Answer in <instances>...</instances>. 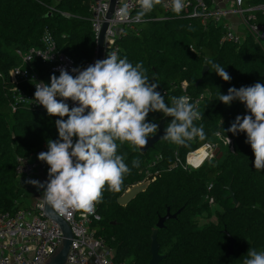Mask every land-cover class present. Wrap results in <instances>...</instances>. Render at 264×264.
Masks as SVG:
<instances>
[{"label": "trees", "instance_id": "16d2710c", "mask_svg": "<svg viewBox=\"0 0 264 264\" xmlns=\"http://www.w3.org/2000/svg\"><path fill=\"white\" fill-rule=\"evenodd\" d=\"M261 1L264 3L252 0L251 4L257 6ZM207 2L213 10L212 1ZM254 15L255 23L264 22V13L254 11ZM143 19L139 33L126 32L117 39L118 56L127 57L133 65L142 62L169 106L173 96L196 99L208 95L198 108L203 118L194 121L203 126L206 139L197 138L188 146L161 141L145 155L138 146L120 145L118 154L125 156L131 172L119 192L105 186L103 200L96 205L100 220L93 225L95 235L112 249L116 264H148L152 232L170 211L177 217L168 220L158 233L160 254L165 256L161 264H243L248 249L264 251V171L255 170L246 133L227 132L237 115L250 114L246 106L239 101L225 105L219 94H227L230 87L264 84V47L248 34L240 46L221 43V25H203L186 14L167 12L162 17L149 12ZM47 32L78 67L95 58L97 44L88 0H0V212L30 208L29 195L17 185V158L29 157L49 139L59 138L55 126L59 117L50 116L44 107L18 101V89L30 96L34 89L30 83H15L11 78L12 70L20 66L16 51L42 48ZM209 60L223 66L231 81L219 77L207 64ZM206 66L209 70L202 77ZM35 68L47 84L53 74L60 75L39 59ZM164 118L167 127L171 117L163 113H150L146 119L159 125ZM223 129V135L234 141V152L228 150L220 160L205 163L196 171L171 168L176 151L185 161L188 153L217 142L214 133ZM158 154L163 156L153 169V173L159 172L158 179L127 207L120 206L118 198L129 186L147 178V168ZM134 160H139V167H133ZM210 184L214 188L209 193ZM208 194L220 207L215 222H207L213 215ZM200 218L206 221L202 223ZM231 239L235 241L233 255Z\"/></svg>", "mask_w": 264, "mask_h": 264}, {"label": "clouds", "instance_id": "9594fccd", "mask_svg": "<svg viewBox=\"0 0 264 264\" xmlns=\"http://www.w3.org/2000/svg\"><path fill=\"white\" fill-rule=\"evenodd\" d=\"M160 3L161 0H139L141 10L133 19L142 21ZM184 7L183 0H172L174 13H181ZM117 14L128 18V6L119 8ZM207 64L225 82L231 81L219 63L209 60ZM71 72L76 75L61 68L58 77H50V84L35 85V103L50 116L59 117L55 121L59 138L49 139L48 150L37 157L49 166L47 180L26 181L43 189L44 201L62 216H70L72 210L93 214L103 200L105 186L113 192L121 190L131 169L125 156L118 154V148L125 142L140 150L148 144L149 137L158 131V124L146 119L150 113L171 117L163 138L173 144L188 146L197 138L206 139L203 126L194 123L203 118L197 105L188 96H173L169 106L157 90L159 84L147 76L142 62L133 65L127 57L108 52L107 58L86 68L73 67ZM67 101L74 106L70 107ZM219 101L229 106L239 101L246 106L250 114L237 115L227 132L246 133L245 142L252 148L255 170L264 171V84L230 87L227 94L220 92ZM223 133L225 129L214 135L229 145L231 140ZM139 164V160L132 162L133 167ZM243 264H264V251L248 249Z\"/></svg>", "mask_w": 264, "mask_h": 264}, {"label": "built area", "instance_id": "2783aa9c", "mask_svg": "<svg viewBox=\"0 0 264 264\" xmlns=\"http://www.w3.org/2000/svg\"><path fill=\"white\" fill-rule=\"evenodd\" d=\"M251 1L232 0L233 6L236 8L232 12L240 18L247 34L251 35L264 47V22L261 24L255 23L256 16L254 15V11L264 13V3L261 1L257 6L247 5V10H245L244 5ZM183 3L185 7L179 14H186L190 18L199 19L203 25L213 22L223 27L224 35L221 43L231 42L237 46L243 44L244 38L222 22V16L226 11L219 10L215 12L210 8L207 0H183ZM88 4L97 44L103 25L107 20L111 0H88ZM124 5L128 6V18L120 17L117 14L118 9ZM162 7L165 13L173 12L172 0H164ZM140 10L139 0L116 1L115 14L106 32V55L108 52L117 53V39L121 38L126 32L139 33L138 24L142 23L144 19L138 22L133 18ZM194 12L198 15L193 16L192 13ZM16 55L20 59V66L12 70L11 78L15 83L32 84L34 93L36 91L35 85L43 82L40 73L35 68L36 59L50 64L53 73H60V69L64 68L73 76L76 75V73L71 72L73 67H78L75 61L57 48L53 37L48 32L43 37L42 48L17 50ZM94 62L95 58L81 68H86ZM184 96L190 97L189 95ZM206 96L208 95H201L196 99L190 97V102L196 104L199 108L200 103ZM34 99V95H27L18 89V101H25L33 106L43 107L36 104ZM67 102L70 107L74 106L72 101ZM230 140L231 143L228 145L225 140L221 139L229 147V150L234 152V141ZM202 149L206 153L204 159L198 165L190 162L191 156L196 155ZM216 149L217 145L215 143H206L201 148L188 153L185 161L182 160L179 151H176L174 154L175 161L171 168H182L187 172L196 171L208 161L216 158ZM47 150V144H45L37 153L26 158H17L15 175L18 186L24 189L25 186L30 185L32 191L36 190L35 186L26 183V181L32 179L36 174L48 175L49 166L37 158L40 152ZM162 160L163 156L161 154L156 155L148 168H156ZM213 188L214 184H210L208 192L210 193ZM36 198V202L30 208L20 209L16 212H0V264H47L51 257L61 250L64 240L63 232L54 220L47 217L43 194ZM206 199L211 206L215 205L216 202L213 196L208 194ZM54 212L69 224L73 232V242L66 264H116L113 260L114 252L112 249L108 247L103 238L96 236L93 230L95 221L100 220L97 206L93 214L72 210L70 216H62L55 210Z\"/></svg>", "mask_w": 264, "mask_h": 264}, {"label": "water", "instance_id": "95a60500", "mask_svg": "<svg viewBox=\"0 0 264 264\" xmlns=\"http://www.w3.org/2000/svg\"><path fill=\"white\" fill-rule=\"evenodd\" d=\"M116 1L117 0H111L110 9L107 14V20L105 21L102 31L100 33L98 42H97V49H96V57L95 61L98 59H105L106 58V51H105V41H106V32L109 27L110 21L113 19V16L115 14L116 10ZM209 70V67L206 66L202 72V77H205ZM203 81V78L200 79L196 86H198ZM166 120L167 118H164L158 125V131L153 137H149L148 144L143 148L139 149V152L143 155L147 154L150 150H154L156 148V145L161 141H166V139L163 138V135L165 134L164 129L166 128ZM158 175H152L148 178H146L144 181L131 185L129 188L123 193L122 196H120L117 200V203L122 207H127L131 202H133L139 195L146 192L148 188L158 179ZM231 192V198L234 201L235 206H238V201L235 198V195L232 193L231 188H229ZM45 213L48 218L54 220L61 228L63 232V246L59 252H57L54 256L51 257L49 262L47 264H66L68 254L71 249V245L73 242V232L71 230V227L69 224L63 220L60 216H58L54 209L49 206L45 202ZM177 217V214L172 215L170 211H168L167 215L165 217L160 218L157 227L153 230L152 236H151V254L152 259L148 264H161V262L165 259L164 255L160 254V245L158 243V233L161 229L164 228L165 223L170 220ZM234 239H231V246H230V253L233 255L234 253Z\"/></svg>", "mask_w": 264, "mask_h": 264}, {"label": "crops", "instance_id": "0c3cea01", "mask_svg": "<svg viewBox=\"0 0 264 264\" xmlns=\"http://www.w3.org/2000/svg\"><path fill=\"white\" fill-rule=\"evenodd\" d=\"M211 1H212L213 10L215 12H217L219 10L226 11V13L222 16V19H223L222 22L225 25L230 26L237 34H239L240 36L245 38V36L247 35L246 29L242 25V22H241L240 18L237 16V14L232 12L233 8H234L232 1H230V0L229 1L228 0H211ZM163 2H164V0H161V3L156 5L151 12H156L158 14H161L159 12V9H161V8L163 9V7H162ZM251 3L252 2H248L247 5L254 6ZM162 17H163V15H162ZM243 28H244V30H243ZM243 31H245V32H243ZM106 58H107V55H106ZM44 177H45V174H36V175H34V177L32 179L44 182V181L47 180V178L46 179H42ZM47 177H48V175H47ZM27 189L31 190L32 188H31L30 185L29 186H25L24 187V191L26 192ZM30 206H32V204Z\"/></svg>", "mask_w": 264, "mask_h": 264}, {"label": "rangeland", "instance_id": "374dc122", "mask_svg": "<svg viewBox=\"0 0 264 264\" xmlns=\"http://www.w3.org/2000/svg\"><path fill=\"white\" fill-rule=\"evenodd\" d=\"M230 1H232V0H230ZM246 7H247V4H245L243 8L245 10H247ZM163 10H164V8L163 9L162 8L159 9V12L162 15L164 14V11ZM233 10H236V8L234 7ZM243 30H244V28H243ZM243 32H245V31H243ZM213 143H215L217 145V149H216V153H215L216 158H214V159H212V160H210L208 162L220 160V158L224 155V153L229 150V147H227L223 143V141H221V139H218L217 142H213ZM153 169H155V168H147V173H146L147 178L150 177V176H152V175H158L159 176V172L153 173ZM46 178H48L47 175H45V177L42 178V179H46ZM26 194L29 195V197H30L29 198V201L33 205L34 202H36V200H37L36 197H39V196H41L43 194V189L36 188V190H34V191L27 189L26 190ZM219 209H220V207L218 205H213L212 206L213 215H212V218L211 219H207V222L208 221L209 222H215L216 221L215 212L218 211ZM200 219H201L202 223L206 221L205 219H202V218H200Z\"/></svg>", "mask_w": 264, "mask_h": 264}, {"label": "bare ground", "instance_id": "6f19581e", "mask_svg": "<svg viewBox=\"0 0 264 264\" xmlns=\"http://www.w3.org/2000/svg\"><path fill=\"white\" fill-rule=\"evenodd\" d=\"M205 150H200L196 155L191 156L190 162L194 163L195 165H198L205 157Z\"/></svg>", "mask_w": 264, "mask_h": 264}]
</instances>
